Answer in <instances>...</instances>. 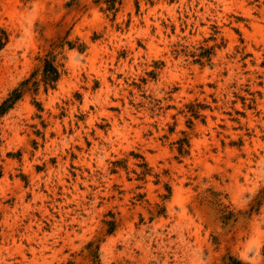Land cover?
Listing matches in <instances>:
<instances>
[{"label": "rangeland", "instance_id": "obj_1", "mask_svg": "<svg viewBox=\"0 0 264 264\" xmlns=\"http://www.w3.org/2000/svg\"><path fill=\"white\" fill-rule=\"evenodd\" d=\"M0 27V102L60 71L0 116V264H264V0H0Z\"/></svg>", "mask_w": 264, "mask_h": 264}, {"label": "trees", "instance_id": "obj_2", "mask_svg": "<svg viewBox=\"0 0 264 264\" xmlns=\"http://www.w3.org/2000/svg\"><path fill=\"white\" fill-rule=\"evenodd\" d=\"M9 34L4 28L0 27V50L7 44ZM39 73L40 78L35 75ZM60 77V71L54 62V57L45 56L41 59V65L37 70L32 72L29 78L24 79L20 85L11 90L8 95L0 102V116L6 113L14 104L22 97L24 90L33 86L37 90L39 84L44 86L46 90L48 87L54 88L57 80Z\"/></svg>", "mask_w": 264, "mask_h": 264}]
</instances>
